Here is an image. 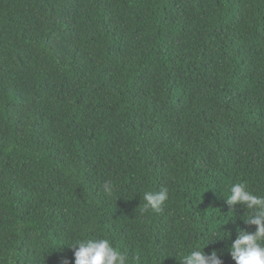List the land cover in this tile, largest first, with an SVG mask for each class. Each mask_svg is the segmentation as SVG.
<instances>
[{
    "label": "trees",
    "instance_id": "1",
    "mask_svg": "<svg viewBox=\"0 0 264 264\" xmlns=\"http://www.w3.org/2000/svg\"><path fill=\"white\" fill-rule=\"evenodd\" d=\"M238 183L264 195V0H0V264L85 238L181 264L225 232L203 251L234 264Z\"/></svg>",
    "mask_w": 264,
    "mask_h": 264
},
{
    "label": "clouds",
    "instance_id": "2",
    "mask_svg": "<svg viewBox=\"0 0 264 264\" xmlns=\"http://www.w3.org/2000/svg\"><path fill=\"white\" fill-rule=\"evenodd\" d=\"M103 190L106 194H111L114 186L106 182ZM168 195L166 187L156 192L145 191L143 194L145 203L141 212L148 210L160 212ZM224 200L230 208L237 203L244 206L245 212L249 214L243 218V221L245 224L254 226V231L251 232L237 227L235 239L231 240L227 246L234 264H264V195H255L248 190L245 183H238L230 186ZM225 233L214 238L230 236V233ZM214 238L209 239L208 242ZM207 243H204L203 247ZM67 246L72 249L74 257L72 264H130L127 254L114 247L107 238L78 239ZM203 247L196 246L185 253L180 260L181 264H223L222 253L218 254L216 250H213L206 254ZM136 261L139 264V257ZM60 264H69V260L66 257L62 258Z\"/></svg>",
    "mask_w": 264,
    "mask_h": 264
}]
</instances>
